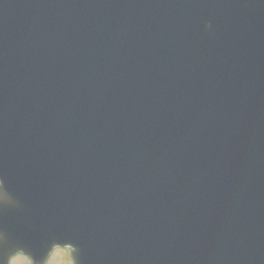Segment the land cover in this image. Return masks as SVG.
Returning <instances> with one entry per match:
<instances>
[{
    "label": "water",
    "instance_id": "water-1",
    "mask_svg": "<svg viewBox=\"0 0 264 264\" xmlns=\"http://www.w3.org/2000/svg\"><path fill=\"white\" fill-rule=\"evenodd\" d=\"M0 184L28 255L264 264V0H0Z\"/></svg>",
    "mask_w": 264,
    "mask_h": 264
},
{
    "label": "flooded vegetation",
    "instance_id": "flooded-vegetation-1",
    "mask_svg": "<svg viewBox=\"0 0 264 264\" xmlns=\"http://www.w3.org/2000/svg\"><path fill=\"white\" fill-rule=\"evenodd\" d=\"M0 264H33L27 258L18 253L11 257L10 259H6L2 255H0ZM44 264H74L72 260V251L71 249H56L50 255L49 259Z\"/></svg>",
    "mask_w": 264,
    "mask_h": 264
}]
</instances>
